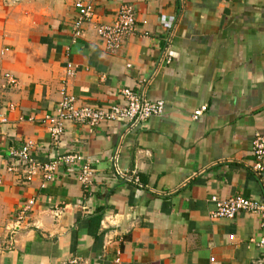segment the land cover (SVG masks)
I'll return each mask as SVG.
<instances>
[{
	"label": "crops",
	"instance_id": "obj_1",
	"mask_svg": "<svg viewBox=\"0 0 264 264\" xmlns=\"http://www.w3.org/2000/svg\"><path fill=\"white\" fill-rule=\"evenodd\" d=\"M96 3L74 40L73 0H0V264H264L259 214L211 218L212 196L264 200V172L260 182L250 169L264 136V0ZM124 4L136 8V31L107 52L96 25ZM64 87L82 105L120 104L129 88L166 108L135 128L67 123L54 144L45 117ZM27 140L40 163L82 156L91 184L79 163L53 181L7 171Z\"/></svg>",
	"mask_w": 264,
	"mask_h": 264
},
{
	"label": "built area",
	"instance_id": "obj_2",
	"mask_svg": "<svg viewBox=\"0 0 264 264\" xmlns=\"http://www.w3.org/2000/svg\"><path fill=\"white\" fill-rule=\"evenodd\" d=\"M73 2L77 12V17L73 24V37L74 40H77L83 36L85 27L97 18V3L96 0H73ZM168 25L171 29L167 34L166 46L161 61L165 63L171 61L169 50L172 46V34L175 28L173 22H168ZM136 28V8L129 4H124L120 7L114 22L110 24L98 23L96 25L99 40L107 52H115L120 49L124 40L133 34ZM73 74L74 67L72 64H69L67 75ZM5 78L7 79V85L18 86V80L12 74H5ZM120 98L122 100L120 104L110 107L82 105L64 87L62 98L57 103L53 113L45 117V123L49 128L53 143L59 144L67 123L86 124L94 128L102 124L125 121L129 124V128H135L154 117L162 116L165 112V101L148 100L144 94L137 93L129 88L121 90ZM205 110L206 108L204 107L196 111L195 118L201 116ZM2 122H6V119H2ZM35 150L36 144L32 140H27L20 149L12 151L11 154L17 158V162L8 167L7 171L18 172L19 166H22L26 172L25 179L28 182L38 175H41L45 181H53L60 169L79 163V181L84 185L91 184L93 170L88 162H84L82 156L56 153L47 163H40L33 156ZM252 155L255 158V162L250 169L259 181L262 182L264 172V136H256L253 142ZM113 160H115V155L113 156ZM2 183L3 178L0 175V186ZM211 199L217 204L216 210L211 213V218L214 220L221 218L234 219L239 213L248 212L259 214L264 223V200L260 201L243 196H232L224 200L212 196ZM34 203V200H30L26 209H29V206L34 205ZM20 220H18V223ZM229 239L233 241L234 236H230ZM259 245L264 248V239L259 242ZM117 263H120L119 259H117Z\"/></svg>",
	"mask_w": 264,
	"mask_h": 264
}]
</instances>
